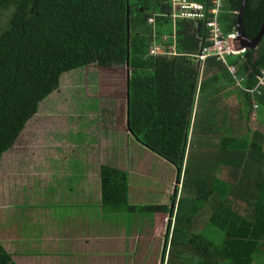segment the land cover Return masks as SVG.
Masks as SVG:
<instances>
[{"label": "trees", "instance_id": "obj_1", "mask_svg": "<svg viewBox=\"0 0 264 264\" xmlns=\"http://www.w3.org/2000/svg\"><path fill=\"white\" fill-rule=\"evenodd\" d=\"M167 1L0 0V173L5 156L60 89L64 75L97 65L100 88L123 89L132 136L178 174L173 207L134 206L132 174L104 165L102 212L169 214L162 264H264V133L249 125L240 133L238 122H230L228 116L219 121L218 96L236 83L234 76L226 64L209 58L201 79L192 55L209 45L206 32L187 21L175 26L165 16L171 8ZM195 1L209 7L213 0ZM242 3L224 0L220 23L227 36L238 27ZM2 18L8 21L3 24ZM152 18L156 24H150ZM263 19L264 0H248L242 20L246 37L258 36ZM174 32L181 56H151L153 43L165 42L167 36V45L174 43ZM228 63L237 69L240 113L245 108L248 122L254 106L264 109V88L248 91L257 87L264 70V38L243 56H230ZM204 95L205 135H225L218 147L204 146L206 153L203 142L191 141L198 124V114L193 123L196 99L201 102ZM78 155L75 158L82 160ZM225 167L231 169L230 182L220 176ZM179 185L187 197H178ZM207 211L204 228L194 231ZM0 264H19L3 243Z\"/></svg>", "mask_w": 264, "mask_h": 264}, {"label": "rangeland", "instance_id": "obj_2", "mask_svg": "<svg viewBox=\"0 0 264 264\" xmlns=\"http://www.w3.org/2000/svg\"><path fill=\"white\" fill-rule=\"evenodd\" d=\"M7 21L8 18H2L3 24ZM98 79L97 65L64 75L60 89L42 105L16 147L3 160L0 173V243L19 264H162L169 214L133 215L128 211L100 214V208H80L82 214L90 213L96 217V222L83 216L73 220L75 226L81 223L79 227L82 229L80 233L70 235L66 245H61L60 241L57 242L58 229L54 225L57 217L53 216L52 210L42 206L44 201L48 203L54 199L51 192L56 191L57 186L67 185L70 176L83 174L86 182L76 189L79 198H85L82 193L85 191L92 193L94 202H99L100 169L107 165L137 175V178L134 176V206L173 207V195L178 187L175 167L132 136L123 89H102ZM234 81L236 83L228 88L224 87V95L218 96V107L222 105L225 113L219 118L228 116L229 121L238 122L240 133L245 132L246 125L264 133V109L260 111L254 106L247 122L245 108L240 113L243 105L238 97L239 79L235 76ZM207 100L208 95H204L201 102H196L193 123L198 114V124L191 141L196 139L205 147L207 144L218 147L221 136L225 135H205L203 110ZM210 104L213 105L212 102ZM204 146L202 151L206 150ZM192 151L195 159L198 155L194 152L196 147L193 146ZM77 155L83 159L78 160L75 158ZM230 175L231 170L226 167L220 174L223 181L229 182ZM83 186L86 190L81 189ZM178 189V197L188 196L181 185ZM30 204L37 205L29 207ZM242 207L247 208L246 204ZM239 211L245 213V210ZM209 217L208 211L199 216L193 226L194 231L201 232ZM48 219L54 228L45 226L38 232V223ZM116 222L121 223L120 227L114 225L110 228ZM53 229L54 235L49 240H56L62 249L60 251H53L54 243L49 245L36 241L38 233L45 237ZM110 229L114 231L110 232Z\"/></svg>", "mask_w": 264, "mask_h": 264}, {"label": "built area", "instance_id": "obj_3", "mask_svg": "<svg viewBox=\"0 0 264 264\" xmlns=\"http://www.w3.org/2000/svg\"><path fill=\"white\" fill-rule=\"evenodd\" d=\"M167 2L171 4V8L169 14L165 16L170 17L175 26L179 21H187L194 23L198 28L203 27V30L206 32L205 41L209 45L202 47L197 54L192 55L193 60L200 66L201 76L203 75L206 61L209 58H217L229 67L232 75L235 77L237 69L229 65L228 58L230 56H243L247 50L241 49L238 27L229 36L223 31L220 15L224 6V0H213L212 6L209 7L195 0H168ZM150 24H156V18H152ZM173 39L174 43L172 45H167V38H164L165 42L153 43L150 48V55L171 58L181 56L176 49L175 32ZM262 88H264V70L258 76L257 87L248 91L253 93Z\"/></svg>", "mask_w": 264, "mask_h": 264}, {"label": "crops", "instance_id": "obj_4", "mask_svg": "<svg viewBox=\"0 0 264 264\" xmlns=\"http://www.w3.org/2000/svg\"><path fill=\"white\" fill-rule=\"evenodd\" d=\"M165 38L169 39L168 36L165 37ZM228 86H230V85H228ZM223 91L224 90L222 89L221 93H223V95H224V93H226V92H223ZM221 93H220V95H221ZM197 100H198V98L196 99V101ZM217 105H218V103H217ZM217 105H216V111L218 113L217 114V117H218L219 121H223V119H221L219 117H221V114L223 116L225 115L224 110H223L224 108L222 107V105L219 106V107ZM210 107H212V105H210ZM202 146H204V145H202ZM115 168H117V167H115ZM117 169L122 170L121 168H117ZM228 169H230V168H228ZM100 170H102V169H100ZM123 171H125V170H123ZM127 172H129V171H127ZM129 173H131L132 174V177H133L132 192H133V194L136 197V192H135V188L136 187H134V176H136V178H137V175L135 173H132V172H129ZM79 182H81V183H79ZM84 182H86L85 179H84V174L83 175H80V176L79 175H75L73 177L70 176V178L66 182L67 185H65L63 187H58V186L56 187L57 190L54 191V193H53L54 196H52V197H54L53 200L51 199L50 201H48V203H46L45 201L43 202V204H44L43 207L49 208V210H52L53 211V216L54 217H57V218H55V220L57 222H55L54 225H55V228L58 229L57 234H56V235H59V236L56 237L57 238V242L60 241L59 243H61V245H66V241H68L69 240L68 238L71 237L70 235L73 236L74 233H77L78 234V233H80V231L82 229V227H79V225L81 226V223H79V224L76 223L77 226H75L74 225L75 223H74L73 220H77L80 216H83V218L84 217L87 218V219H90L91 218V220H93V221L96 222V220H97L96 217L93 218L92 216H90L91 215L90 213L82 214L81 213L82 211L79 210L80 208H87V210L88 209H92V208L93 209L94 208H100V214H103L104 213L101 210V203H102V201H101L102 200V198H101V190H102V186H101V190H100L99 202H94V199H92V193H86L85 191L82 192L83 195H85V198L83 197L82 199H80L79 196H78V194H77V192H76V189L78 187L80 188V184H82ZM100 182H101V175H100ZM76 184H78L77 187H76ZM58 189H61V190H58ZM81 189L86 190V187L83 186V187H81ZM175 194H176V189H175V193H174L173 197L175 196ZM73 198H77V199H73ZM82 200H85V202L82 201ZM74 202H78V203H74ZM135 214H137V213H135ZM54 217H52V219ZM118 217H119V213L117 214L116 218H118ZM102 220L107 221L106 219H103V218H102ZM117 220L118 219H116V221ZM70 221H72V222H70ZM50 222L51 221L48 219L47 221L38 223V225H37L38 232L44 230L45 226H48V228H50V229L54 228L53 227V224L50 223ZM120 224L121 223L116 222V224H113L110 228H112L114 225H116L117 227L118 226L120 227ZM54 231L55 230L53 229V232H51L48 236H45V237L42 236L43 235L42 233H38V237L36 238V241L39 242V243L40 242H42V243L46 242V244H49V245L51 243L56 244V240H53V241H50L49 240L51 237H53ZM112 231H114V230L113 229H110V232H112ZM60 249H61L60 246H58L56 244V246L53 248V251H60ZM50 250H52V249H50ZM32 251H35V250H32ZM49 254L50 255H53L51 253H49Z\"/></svg>", "mask_w": 264, "mask_h": 264}, {"label": "water", "instance_id": "obj_5", "mask_svg": "<svg viewBox=\"0 0 264 264\" xmlns=\"http://www.w3.org/2000/svg\"><path fill=\"white\" fill-rule=\"evenodd\" d=\"M247 1L248 0H243V3H242L241 12H240L239 21H238V32L240 34L239 40L241 43V49H246L248 51V50L256 49L260 45L261 41L264 38V19H263V25H262L261 31L258 34V36L254 39H249L248 37H246V35L243 32V27H242L243 21L242 20H243ZM129 24H130V18H129V13H128V37L130 34V25ZM128 70H129V80H130L131 79V71H130V66H129V58H128ZM129 105L131 106L130 89H129ZM130 114H131V112L129 111V116H130ZM130 123H131V120L129 119V127L131 129Z\"/></svg>", "mask_w": 264, "mask_h": 264}]
</instances>
